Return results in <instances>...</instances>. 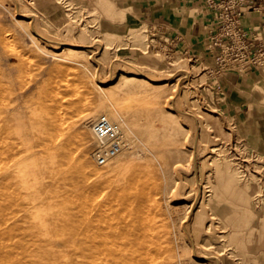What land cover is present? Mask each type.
I'll list each match as a JSON object with an SVG mask.
<instances>
[{"label":"rangeland","instance_id":"1","mask_svg":"<svg viewBox=\"0 0 264 264\" xmlns=\"http://www.w3.org/2000/svg\"><path fill=\"white\" fill-rule=\"evenodd\" d=\"M78 1L0 0V264H93L90 229L116 217L156 229L173 264H264V168L205 111L216 80L147 23L117 42L102 10ZM122 64L179 80L162 92L124 79L103 97L91 80L110 85ZM101 110L123 120L128 146L96 165L84 117Z\"/></svg>","mask_w":264,"mask_h":264},{"label":"crops","instance_id":"2","mask_svg":"<svg viewBox=\"0 0 264 264\" xmlns=\"http://www.w3.org/2000/svg\"><path fill=\"white\" fill-rule=\"evenodd\" d=\"M80 1L86 2L87 8L102 10L101 26L105 34L115 36L119 43L128 45L132 42V29L151 21L169 26L182 36L176 51L205 54L202 41L208 24L205 12L196 0ZM45 4L48 9L61 11L64 7L74 6L75 0H61L58 5L45 0ZM244 18V23L251 27L264 24V17L256 12L247 13ZM260 34L264 39V32ZM198 82L202 87L200 78L196 80ZM201 92L203 98L212 101L210 109L205 111L225 118L230 134L243 146L249 165L258 164L264 168V67L226 72L212 88L207 86Z\"/></svg>","mask_w":264,"mask_h":264},{"label":"built area","instance_id":"3","mask_svg":"<svg viewBox=\"0 0 264 264\" xmlns=\"http://www.w3.org/2000/svg\"><path fill=\"white\" fill-rule=\"evenodd\" d=\"M205 12L208 24L206 37L202 41L205 54L188 53L205 67V73L214 80L230 71L264 67V24L251 27L244 23L247 13L256 12L264 17V0H196ZM148 32L160 36L172 48L182 42V36L163 24L147 22ZM172 34V37L169 36ZM211 58V61H209ZM90 129L98 139L92 152L96 165H105L115 156L126 151L121 125L105 114L96 116Z\"/></svg>","mask_w":264,"mask_h":264},{"label":"bare ground","instance_id":"4","mask_svg":"<svg viewBox=\"0 0 264 264\" xmlns=\"http://www.w3.org/2000/svg\"><path fill=\"white\" fill-rule=\"evenodd\" d=\"M23 17L25 16L17 18V24L21 25L27 31L29 37L38 40L37 36L41 37V34L37 31H35L36 34L31 32L26 20ZM79 51L83 52L84 49H80ZM60 54L61 53L54 52L53 55L60 56ZM124 66L125 67H123V69L129 72H118L115 82L111 83L110 85H106L101 84L97 81L93 82L91 80L93 88H96L103 97H106L107 94H110V91L114 90L124 79L135 80L138 79L137 77H141L144 78V81L147 84L157 86L158 89H160L162 92H169L179 80L173 79L172 77L161 78L150 76L149 73L137 69L134 66ZM128 90L130 91V89ZM21 98H23V96ZM176 99H178V95ZM62 106L63 103L60 102L59 108H61ZM176 112L179 114H184V112L179 108L176 109ZM100 113L110 117L107 114L108 110H101ZM94 116L95 114L93 112H87L86 117H84L85 123L91 125L92 121L95 119ZM110 119L115 120L113 117H110ZM7 120L8 122H10L9 117L7 118ZM53 121L56 122V119L54 117ZM122 121L123 120H120L118 122L120 123L123 132ZM138 156L139 158H142V155ZM85 160L86 159L84 158V162ZM174 162H176V160L171 161L170 164L173 165ZM186 205L187 204H185L184 202H181L177 205H174V209H176L177 211L182 210ZM119 219L120 217L114 218V221H106L105 219H102V223H100L99 226L94 223L92 228L90 229L91 259L93 264H173L171 256L164 254L162 251L163 244L158 236V233H156V229L154 230L153 227H147L146 231L142 230L141 232H136L132 227L130 228L129 226H126V224L120 222Z\"/></svg>","mask_w":264,"mask_h":264}]
</instances>
